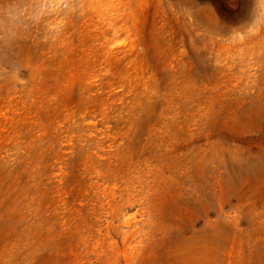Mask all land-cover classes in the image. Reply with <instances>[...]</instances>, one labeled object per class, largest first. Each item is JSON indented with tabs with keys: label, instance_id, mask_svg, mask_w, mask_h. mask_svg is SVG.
<instances>
[{
	"label": "rangeland",
	"instance_id": "rangeland-1",
	"mask_svg": "<svg viewBox=\"0 0 264 264\" xmlns=\"http://www.w3.org/2000/svg\"><path fill=\"white\" fill-rule=\"evenodd\" d=\"M0 20V264H264V0Z\"/></svg>",
	"mask_w": 264,
	"mask_h": 264
},
{
	"label": "clouds",
	"instance_id": "clouds-1",
	"mask_svg": "<svg viewBox=\"0 0 264 264\" xmlns=\"http://www.w3.org/2000/svg\"><path fill=\"white\" fill-rule=\"evenodd\" d=\"M69 0H25L21 8H13L11 4L0 5V10L4 11L10 20H19L23 17L25 20L39 21L46 15H52L68 7ZM75 11V9H71ZM3 21L0 20V25Z\"/></svg>",
	"mask_w": 264,
	"mask_h": 264
}]
</instances>
